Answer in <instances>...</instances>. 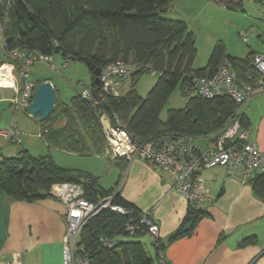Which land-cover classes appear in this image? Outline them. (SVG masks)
I'll return each mask as SVG.
<instances>
[{
  "label": "trees",
  "instance_id": "trees-1",
  "mask_svg": "<svg viewBox=\"0 0 264 264\" xmlns=\"http://www.w3.org/2000/svg\"><path fill=\"white\" fill-rule=\"evenodd\" d=\"M218 2L230 10H243L242 0ZM170 5L171 0H0V33L6 53L14 50L57 53L64 60L89 61L100 68L118 59L140 65L129 77L130 87L125 93H104V100L98 104L84 98L81 92L63 102L54 86L57 98L52 112L36 119L39 135L49 148L84 156L103 155L107 145L100 121L103 112L110 116L117 114L128 133L139 141L167 132L206 136L234 119H238L242 130H248V117L230 96H200L193 89L192 79L213 76L220 64L227 61L238 80L254 82L255 53L232 56L223 40L218 39L206 64L195 67L194 34L182 19L163 16ZM89 71L88 86L93 96L98 97L100 85L95 84L93 71ZM150 71L157 74V79L143 97L136 83ZM249 74L253 76L249 78ZM44 80L50 78L37 82ZM175 89H179L186 103L167 109L162 119L160 113ZM240 143L238 139H226L225 146ZM112 161L119 170L128 164L125 158ZM64 181L80 184L84 197L93 202L112 196L111 204L127 211L122 214L110 207L101 208L81 227L78 244L83 245L82 253L93 264L153 263L154 258L138 239L147 234L146 226L126 228L128 223H138L141 212L114 189L102 188L98 177L85 170L62 167L50 155H34L26 148H21L18 155H0V189L14 200L48 197L51 185ZM250 183L255 193L264 198V171L254 172ZM204 216V209L189 206L180 226L167 241L191 234ZM101 238L109 242L103 243ZM253 242L255 239L248 237L240 246ZM151 244L157 259L166 243L158 237Z\"/></svg>",
  "mask_w": 264,
  "mask_h": 264
},
{
  "label": "crops",
  "instance_id": "crops-1",
  "mask_svg": "<svg viewBox=\"0 0 264 264\" xmlns=\"http://www.w3.org/2000/svg\"><path fill=\"white\" fill-rule=\"evenodd\" d=\"M251 51L264 54L252 49L245 55L227 52L232 56L244 57ZM10 58L6 52L1 58L0 75H5L8 80L0 79L5 80L0 83L11 84H0V87L13 88L16 93L22 86V77L17 70L18 63ZM256 87L253 96L244 105L245 109L240 110L250 122L248 141L254 142L264 155V89ZM37 137L42 145L51 149L40 137L39 129ZM210 137L209 134L194 137V140L204 148ZM26 142V147L32 151ZM4 154V150L0 149V155ZM6 154L11 155L4 156H13L12 153ZM88 156L96 157L101 164L106 160L116 166V169H109H114L116 173L115 184L111 187L102 186L100 175L87 172L98 177L102 188L114 189L141 214L147 213L158 224V237L166 243L162 254L170 264H264V198L255 193L250 182L240 181V169L230 174L222 166L198 170L195 177L209 190L210 197L203 203L206 216L199 219L191 234L167 241L180 226L189 207L185 197L173 190L172 175L138 158L126 159V168L119 170L104 155ZM65 209V205L51 195L34 201L14 200L0 189V261L62 264ZM144 235L147 234H142L138 239L142 240ZM248 237L254 238L255 242L240 246V242ZM151 247L152 264H158L152 244Z\"/></svg>",
  "mask_w": 264,
  "mask_h": 264
},
{
  "label": "built area",
  "instance_id": "built-area-1",
  "mask_svg": "<svg viewBox=\"0 0 264 264\" xmlns=\"http://www.w3.org/2000/svg\"><path fill=\"white\" fill-rule=\"evenodd\" d=\"M12 58L27 64L19 66L22 86L11 98V105L15 112L28 107L35 92V83L28 78L26 66L35 61L46 62L51 69H55L52 54L26 53L23 50L11 52ZM253 66L257 72L254 82L238 80L229 62L220 64L216 73L211 77L195 76L192 79L193 89L200 96L211 98L215 96H230L239 109L244 106L256 91V86L264 89V54L253 55ZM139 64L131 60L118 59L107 63L99 73L100 92L93 96L90 86L84 85L80 91L84 98L98 104L104 100L105 94L118 95L119 88ZM154 73V71H150ZM253 75L249 74V78ZM3 78V75H0ZM1 84V83H0ZM3 85V84H1ZM28 104V105H27ZM28 112V111H27ZM103 133L107 142L104 156L113 160L138 158L154 164L172 175L173 190L185 197L190 207L203 209V203L209 199V190L202 181L195 177L202 168L222 166L230 174L236 169L241 170L240 181L249 183L254 172L264 171V155L254 142L248 141L247 130H242L238 119L232 120L221 130L211 133L204 148L200 147L193 136L181 133H162L146 141L133 138L124 128L117 114L111 116L103 112L100 114ZM1 134L14 142L20 141V132L15 123L10 129H3ZM226 139H238L240 145L225 146ZM49 194L65 205L66 231L63 236L62 264H93L90 258L82 253L83 245L78 244V235L83 224L97 211L104 207L122 214L127 211L120 205L111 204L112 196L100 198L93 202L84 197L80 184L74 182H56L49 189ZM140 224L146 226L147 235L151 240L159 236L158 224L152 221L148 214H142L138 223H128L126 228L132 230ZM108 243L107 238H101ZM158 264H170L161 253ZM0 264H14L12 260L0 261Z\"/></svg>",
  "mask_w": 264,
  "mask_h": 264
},
{
  "label": "rangeland",
  "instance_id": "rangeland-1",
  "mask_svg": "<svg viewBox=\"0 0 264 264\" xmlns=\"http://www.w3.org/2000/svg\"><path fill=\"white\" fill-rule=\"evenodd\" d=\"M242 4L243 10H230L223 7L218 0H171V5L163 16L186 21L194 34L197 48L193 65L200 67L206 64L212 47L218 39L223 40L227 51L231 54L245 55L244 53L250 49L264 52V0H242ZM7 55L18 63V72L19 66L27 64L25 61L20 62L12 58L11 52ZM4 56L3 38L0 33V58ZM52 62L55 69H51L48 63L41 61H35L26 66L28 78L35 83V86L38 85L37 81L50 78L57 89L58 98L63 102H68L73 94L82 90V82L86 86L90 84L91 74L86 63L64 60L57 53L52 54ZM156 79L157 74L155 73L143 74L136 83L139 94L144 97ZM1 84L9 85L11 82ZM17 84L18 87L19 83ZM129 87L130 80L127 78L119 88V93H125ZM15 95L13 88L0 87V131L10 129L15 123L20 132L19 142L2 137L0 132L2 135H0V149L4 150V155H11L6 153L16 155L17 150L27 148L25 144L27 141V145L32 149L30 151L27 148L31 154L46 155L49 153L53 160L62 167L86 170L96 176L100 175V183L104 187H111L115 184L114 169L116 166L111 165L112 162L108 163L109 161L105 160L101 164L96 157L69 153L56 148L47 149L42 145L40 138L37 137L36 119L29 115L28 107L17 112L13 110L11 98ZM185 103L186 98L179 89H175L166 101L160 117L164 119L167 109L180 108ZM241 109L244 110L245 106ZM15 148V152H12ZM112 168H114L113 171L109 170ZM142 240L147 253L152 255L149 236L144 235Z\"/></svg>",
  "mask_w": 264,
  "mask_h": 264
},
{
  "label": "water",
  "instance_id": "water-1",
  "mask_svg": "<svg viewBox=\"0 0 264 264\" xmlns=\"http://www.w3.org/2000/svg\"><path fill=\"white\" fill-rule=\"evenodd\" d=\"M88 68L93 71L94 82L99 84V73L101 68L92 62L86 63ZM56 91L54 84L50 80H44L36 86L32 100L28 105V113L35 119L47 117L53 110L56 102Z\"/></svg>",
  "mask_w": 264,
  "mask_h": 264
},
{
  "label": "bare ground",
  "instance_id": "bare-ground-1",
  "mask_svg": "<svg viewBox=\"0 0 264 264\" xmlns=\"http://www.w3.org/2000/svg\"><path fill=\"white\" fill-rule=\"evenodd\" d=\"M252 61H253V59H252ZM252 65H253V63H252ZM253 67H254V66H253ZM0 73H1V72H0ZM3 74H4V73H3ZM0 79H6V78H5V75L3 76V78H0ZM6 80H8V79H6ZM3 81H5V80H2V81L0 80V82H3Z\"/></svg>",
  "mask_w": 264,
  "mask_h": 264
}]
</instances>
